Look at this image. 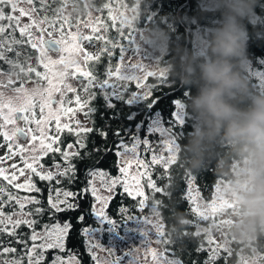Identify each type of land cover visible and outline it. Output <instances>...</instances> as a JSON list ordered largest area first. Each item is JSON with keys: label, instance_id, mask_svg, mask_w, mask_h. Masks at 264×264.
I'll use <instances>...</instances> for the list:
<instances>
[{"label": "snow or ice", "instance_id": "1", "mask_svg": "<svg viewBox=\"0 0 264 264\" xmlns=\"http://www.w3.org/2000/svg\"><path fill=\"white\" fill-rule=\"evenodd\" d=\"M37 0H0V60L5 61L11 66V71L5 73L0 71V135L3 136L7 143L8 151L4 157H0V165H3L5 160H13L14 156H19L20 163L13 162L7 168L0 166V179L7 182V185L17 190H26L29 193H41L42 189L34 182V177L40 181H55L56 184H61L62 179H67L72 183L77 178V165L74 163L77 159H83L81 150L86 148L88 134L93 131H98L99 134L106 139L107 132L103 130L89 127L91 123V114L96 111L91 107V100L95 99L97 93L92 89H99L108 108H114L115 102H122L125 105L139 106L144 104L147 112V123L141 120L135 123V131L130 129H117L114 135L118 138L115 144L116 155L121 157V166L119 172L121 175L112 177L109 173L101 169H88L86 187L82 192H72L61 187L50 188L47 198L48 207L44 208L41 199L35 195L19 196L12 192L8 186H0V234L7 233L8 236L14 238L17 243L23 245L24 254L27 256L28 264H43L45 260V251L49 249H59L65 251V238L67 237L71 224L69 222L45 223L39 230L37 225L40 224V217L45 212L49 213V219L53 220L56 213L78 207L77 204L71 203L69 198L75 200L81 195H87L89 192L94 197L92 215L100 222L110 226L109 231H115L120 223L109 217L105 209L108 202L112 199L111 193L117 185L122 184L124 191L133 199L140 197L139 208L141 211L148 207L149 197L145 195L144 185L140 179L133 175L134 184L130 185L127 177L131 175L129 167L132 163L128 159L129 154H133L136 159L137 168L143 166L148 167L139 159V149L141 146L148 150L150 137L153 134L159 133L161 138L165 136L172 137L167 143L170 145L168 151L173 153L168 157L158 156L153 153L152 164H162L165 169L168 165L176 160L175 152L179 146L176 144V133L174 129L177 126H182L185 118L184 105L179 101H173L175 110L171 112L170 118L165 122L162 120V112L159 115L156 112L153 114L152 109L158 103L159 98L150 99L153 92L149 85L143 84L142 80L147 76L154 75L153 72L147 71L144 76L136 75V70L144 71L145 66L140 62H132V58L126 59V54L130 51L134 32H129L125 35L123 29L125 26L132 27L131 21L126 18H120L121 27L117 29L120 37H109L107 35V26L92 27V34L85 35L77 27L76 31H71L73 25L67 17L62 16L61 9H56L58 19H62L59 28L56 27L57 19H49L47 15L41 17L39 13L43 10L45 13L49 10L47 0H38L40 8L36 7ZM27 4L29 7L21 6ZM107 7V5H105ZM138 7V5H137ZM136 11V8L133 9ZM24 17L28 18L27 23H22ZM99 19V18H97ZM136 19L135 16L132 17ZM116 18L113 17L115 23ZM6 22V23H5ZM65 25L69 31L63 32ZM88 25H85L87 27ZM103 29V34L101 33ZM51 29V31H49ZM19 32L21 39H17L16 32ZM56 33H59V38H53ZM47 37V38H46ZM95 41L102 42V46L96 53L88 52L82 47V41H88L91 44ZM126 40L127 44L122 43ZM69 44L71 48H69ZM29 45L35 49L39 55L37 60L42 64L45 72L37 71L36 67L28 64L25 68L24 64L31 59L30 56L25 58L24 63L20 62L19 57L21 52L17 51L14 46ZM119 48V60L113 66L111 59L115 55V49ZM15 52L16 59H10L6 53ZM107 54L109 64L104 72V78L101 79L95 71V63H99L101 56ZM55 54V56L53 55ZM135 55V54H134ZM90 61L95 63L89 64ZM59 66V67H57ZM114 67V70H113ZM56 68L57 71H53ZM19 69V71H16ZM73 69V71H69ZM35 73L37 80L33 81L32 88L25 87L28 80H31V74ZM164 73L161 72V76ZM13 76L16 77L13 80ZM73 77L80 82V88L88 93V99L84 100L79 95V91L68 78ZM5 77L7 81L5 82ZM81 77L83 79H81ZM115 77L113 80L112 78ZM19 81V87H12ZM41 81H46L44 86ZM86 81V82H85ZM135 82L137 89L141 91H129L128 83ZM5 90H9L12 95L7 94ZM74 93V101L79 107L75 110L71 107H65V103L71 104V100L66 101V93ZM56 94H59L57 97ZM39 106L40 118L35 116V108ZM56 105V107H54ZM45 109L47 114L45 115ZM86 109V111H85ZM6 110V111H5ZM83 112L85 120L81 121L77 118V112ZM61 113L68 115V121L65 122ZM136 111L130 112L126 119L135 121L137 117ZM20 121H23L21 126ZM54 121V129L50 126ZM35 123L36 127L31 125ZM11 127H8V126ZM46 125H49L46 127ZM67 131L75 136V142L67 144L66 147H61V135ZM145 132L144 136L140 133ZM54 133V134H53ZM23 140L26 143H21ZM128 141H131L129 143ZM53 154V164L51 168H46L42 159ZM59 154L60 161L55 159V154ZM143 174H141L142 176ZM23 177V182H18ZM96 181H99V187ZM193 181L190 179L189 184ZM148 189L152 190L151 214L157 217V221L149 220L147 216L137 218L128 216L125 221H136L135 231L140 236V241L136 245H131L129 251H125L123 256L118 257L114 261L99 259L93 248L106 250L109 255L115 253L116 248L102 246L96 241L97 238L93 234V230L88 226L82 229L84 235L90 236L89 252L92 254L96 264H121V261L126 257L129 258L127 264H136L137 253L149 245L145 249V256L151 254L155 264H182L179 259H168L164 253H159L150 247L151 233L145 225L151 223L155 229V242L157 244L171 245L174 243L170 238H165L166 233L163 231V224L158 222L160 212L158 211L162 201L155 199V194L164 193L165 189L157 186L152 180L151 175L148 177ZM101 189H105L109 195H102ZM198 190V189H197ZM54 193V194H53ZM6 197V199H5ZM185 198L190 204L195 205L191 208L193 213H197L203 219L208 217L199 211L196 205L195 198L192 195L191 188L186 191ZM220 206L223 204L222 197H218ZM215 204V201H214ZM63 205V207H61ZM18 206V207H17ZM35 206V207H29ZM5 208H10L11 211H5ZM27 209V210H26ZM216 209L213 208V211ZM126 211V210H125ZM85 217H78L80 222H83ZM21 226H26L30 230V234H21L17 230ZM31 241V246H29ZM212 241L209 240V244ZM2 253H16L17 249L13 247H3L0 242ZM217 248L213 249L206 264H211L212 259L217 256ZM23 257H14L11 260H4L3 264H22ZM52 264H80L77 256L69 250L67 257L57 255Z\"/></svg>", "mask_w": 264, "mask_h": 264}, {"label": "trees", "instance_id": "2", "mask_svg": "<svg viewBox=\"0 0 264 264\" xmlns=\"http://www.w3.org/2000/svg\"><path fill=\"white\" fill-rule=\"evenodd\" d=\"M110 1L111 3L113 1H121L127 8L138 5V9L143 14L144 22L139 19V15L138 22H135L136 27L141 30L144 29L147 32L157 30L167 34L168 50L167 53L160 54V68H164L166 63L172 61L175 56V49L178 47L184 48L189 53H196L195 40L197 37L203 36L206 39L210 31L217 27L221 20L219 11L202 8L201 2H204V0ZM108 2L109 0H47L50 6L49 10L46 13L42 10L39 15L41 17L47 15L50 20L57 19L56 27L59 28L60 23L63 21L62 19H58L56 9L63 11L67 7L74 5L76 7V13L82 16L93 11L100 10L101 13L105 12V5ZM36 7H41L38 0ZM147 14H152L154 19L148 21L146 18ZM103 19L106 21L105 17ZM243 24L246 30L245 58L247 62V67L243 71V75L248 79L249 87L253 92H264V0H258L255 8V17L251 21L244 20ZM106 26L109 37L119 38L117 28H112L109 22H106ZM15 36L17 39H21L18 31L15 33ZM91 44H94V46L99 44L97 50H90L91 53L98 52L102 46V42L95 40ZM91 44L88 43V45ZM14 47H16L17 51L21 52V56L19 57L21 63H24L27 56L33 59L37 55V51L29 45ZM6 54L10 59H16L15 52H8ZM119 55V48H117L115 49L114 57L111 59L113 66L118 62ZM93 63L95 62H89V64ZM28 64L29 61L24 64L25 68H27ZM108 64L109 58L106 53L101 56L99 63H95L96 74L101 79L104 78V72ZM0 70L11 71V66L5 61L0 60ZM16 71H19V69H16ZM258 74H261V76H258ZM31 77L32 79L36 78L35 73H32ZM145 82L153 92L150 99L159 98L158 103L152 109V113L154 114L156 112L159 115V111L162 112L163 121L166 122L170 118L171 112L175 110L173 101H179L184 105V122L182 126H177L174 129L177 134L175 140L179 149L175 152V162L168 165L167 169H165L162 164L151 163L152 155L155 153L158 156L168 157V147L170 145L167 141L172 139V137L165 136L161 138L160 134L156 133L149 138L150 144L147 151L144 146L140 147V157L148 165L142 179L145 195L149 197L148 207H145L141 211L139 208L140 197L133 199L124 190L120 188L115 189L112 199L108 202L105 209L110 218L120 223L113 232L118 235L125 233L128 225L132 222L125 221L128 216L142 218L150 213L154 194L152 190L148 189L147 184L148 177L151 175L152 180L157 186L165 189L164 193L155 194V199L162 201L158 211L160 212L164 226L163 231L166 233L165 238H170L174 241L173 244L164 245L163 248L169 258L179 259L182 264H206L215 248H217L219 254L212 259L211 264H235L240 254H251L252 250H255L260 255H264V226H254L246 219L245 215L244 219L253 234L251 238L241 239L229 237L225 245H219L212 239L210 228L217 222L218 217L216 216L220 212L213 214L211 209L219 201L218 197L221 196L222 186L227 183H237L236 181L242 177L243 170L241 168L242 162L232 147L223 141L213 144L205 151L199 166H194L189 155L182 151V146L187 142V137L194 129V119L191 116L190 110L187 109L186 104L188 98L195 94V86L181 84L178 80H173L169 77L167 73L160 77H149ZM92 91H95L97 96L91 100L90 106L95 108L96 111L91 114L92 122L89 125L95 129L107 132V137L105 139L98 131H93L88 134L86 148L81 150L83 159L74 161L78 169L77 178L74 182L69 183L67 179H62L61 184L58 185L55 181H40L38 178H33L34 182L42 189V192H28L26 196H37V198L41 199L44 208L48 207L47 198L50 188L61 187L72 192H82L87 185V180L89 179L87 172L90 168L104 170L112 177L120 175L119 167L121 166V160L116 155L115 144L118 138L114 135L115 131L118 128L121 130L130 129L131 131H135V123L141 120H145V124L147 123L148 117L145 115L147 109L144 104L129 107L122 102L116 101L114 108H108L100 90L92 89ZM82 92L85 93L84 91ZM85 99L87 100L88 98ZM132 111L138 112L136 120L128 121L126 117ZM140 135L144 136L145 132H141ZM61 140V147L63 148L69 143H74L75 136L65 131L61 135ZM128 142L131 143V141ZM52 157L53 154L49 153L48 156L42 159L41 163L45 166H50L53 164ZM55 159L60 161L58 153L55 154ZM190 179L193 181L191 185L189 184ZM0 183L2 186H8L12 192L16 193V190L7 185L6 181H0ZM189 187L195 198L196 205L199 207V211L206 215L208 217L207 219H203L200 215L191 211V208L195 205L190 204L185 198V193ZM69 201L77 204L78 207L74 210L69 209L61 213H56L53 220L49 219V213L47 212L39 218L40 224L37 225V230L45 223L58 221L61 224L64 222L71 224L70 231L65 238V251L61 252L57 249L46 250L43 264H50L57 255L63 256L64 253H69V250L78 257L80 264H93L90 255L86 251L84 234L82 233V229L85 226L91 225L93 198L88 193L87 195L77 197L75 200L70 197ZM5 211H10V208H5ZM230 211L237 216L243 214L239 206H234L226 212L228 213ZM81 215L85 217L83 222L78 220V217ZM108 228L110 226L106 227V229ZM231 229H233L232 226ZM17 231L21 234H30V230L26 226H21ZM106 238L107 232L105 231L103 240L105 241ZM209 240L212 241L211 244H209ZM0 242H2L3 247L17 249L15 256L25 255L23 245L17 243L7 233L0 234ZM30 244L31 241H29V246ZM22 264H28V262L23 258Z\"/></svg>", "mask_w": 264, "mask_h": 264}, {"label": "clouds", "instance_id": "3", "mask_svg": "<svg viewBox=\"0 0 264 264\" xmlns=\"http://www.w3.org/2000/svg\"><path fill=\"white\" fill-rule=\"evenodd\" d=\"M257 4L258 0H209L208 7L221 14L219 25L207 35L201 51L176 48L164 70L173 80L196 88L186 104L194 129L182 151L199 166L213 144L230 145L243 168L235 191L237 205L254 226H264V92H253L243 75V21L255 17ZM145 37L155 51L167 53L165 32L148 31Z\"/></svg>", "mask_w": 264, "mask_h": 264}, {"label": "rangeland", "instance_id": "4", "mask_svg": "<svg viewBox=\"0 0 264 264\" xmlns=\"http://www.w3.org/2000/svg\"><path fill=\"white\" fill-rule=\"evenodd\" d=\"M208 5H209V0H204V2H201L202 8H207V9L211 10L208 7ZM21 6H23L25 8L29 7V5H27V4H22ZM134 8H136L135 12L133 11ZM139 15H140V18H139ZM62 16L67 17L69 20H71V23L73 25L71 31L75 32L76 28L79 27L81 32L85 35L92 34V31H91L92 27H101L102 25H106V22H109V25L112 28L118 29L121 27L120 18L123 17V18L128 19L129 21H131L132 27L129 28L128 26H125L123 31H124L125 35H127L129 32H134L135 34L133 36L132 41H130L131 48H130V51L126 54V59L132 58V62L138 61L145 66L144 71L136 70L134 72V74L144 76L145 72H147V71H151L154 73V75H152V76H147L146 79L149 77H160L161 72H163L165 75L166 72H165L164 68L159 67L160 53L153 49V47L150 45V42L145 37V33L147 31H144V29L141 30V29L137 28L135 25V22H138V18L144 22L143 14L138 9L137 5H135L132 8H127L126 5H124V3L121 1H113V3H111V1L109 0L107 7L105 8V12L101 13L100 10L99 11H93V12L88 13L87 15H82V16H80L76 13V7H74V5H72L71 7H67L66 9H64L62 11ZM133 16L136 17L135 20L132 19ZM146 16H147L146 18L148 21L154 19L153 18L154 16L152 14H147ZM104 17H105L106 21L103 19ZM113 17L116 18L115 23L113 22ZM97 18H99V19H97ZM27 22H28V18L24 17L22 19V23H27ZM85 25H88V26L85 27ZM49 31H51V29H49ZM61 31H63V32L69 31V29L67 28V25H65L64 29H62ZM98 34H103L102 28H101V33H98ZM118 36L120 37V33H118ZM199 37H200L199 41L197 39L195 40V42H196V44H195L196 53L202 50L203 41L205 40V38L203 36H199ZM53 38H59V33H56ZM81 43H82V47H84V49L88 52H90L91 49L97 50V48L99 46V44H96V46H94V44L88 45V43H89L88 41H82ZM122 43L127 44V41L122 40ZM69 48H71L70 44H69ZM38 55H39V53L37 52L36 57L29 60V64H31V66H34L37 69H39L38 71H40L41 73H44L45 69H44L43 65L39 64V62L37 60ZM53 55L55 56V54H53ZM57 67H59V66H57ZM113 70H114V68H113ZM53 71L55 72V71H57V69L54 68ZM69 71L71 72V71H73V69H69ZM3 72L7 73L9 71H3ZM256 74H257V72H256ZM258 76H261V74H258ZM12 78H13V80L16 79L15 76H13ZM4 79L6 82L7 77H5ZM81 79H83V78L81 77ZM112 79L114 80L115 77H113ZM146 79L142 80L143 84H147L145 82ZM35 80H37V78H33L31 80H28L25 84V87L32 88L34 86L33 81H35ZM68 80L70 83L73 84L74 87H76L78 89L79 95L81 96V98L86 100L85 98H88V94L86 92L85 93L82 92L83 89L80 88V82L71 76L68 78ZM41 83L44 86H46V84H47L46 81H41ZM12 87H19V81H17L14 85H12ZM128 89L130 92L142 90V89L136 88L134 81L128 83ZM5 91L7 92V94L12 95V93L9 90H5ZM56 95H57V97L59 96V94H56ZM74 95L75 94L71 93V92L66 93V101L71 100L72 103L71 104L65 103V107H71V108L74 107L73 110H75L79 107V105H77L74 101ZM54 107H56V105H54ZM34 111H35L36 118L39 119L40 118V109H39L38 105L36 106ZM85 111H86V109H85ZM46 114H47V109H45V115ZM76 116L81 121L85 120V116H84L82 111L77 112ZM61 117L65 122L68 121V115L61 113ZM0 122H2V121H0ZM20 124H21V126H23V121H20ZM48 126L49 125H46V127H48ZM50 126L54 129V127H55L54 121L51 122ZM88 126L90 127L89 124H88ZM8 127H11V126L9 125ZM31 127L35 128L36 127L35 123H33L31 125ZM20 142L26 143L23 140H21ZM7 143L8 142H6L4 140L3 136L0 135V157H4L5 154L7 153V151H8ZM168 149H169V147H168ZM171 154H173V153L169 152V155H171ZM119 159L121 160V157H119ZM128 159H130L132 161V163L129 167V172L131 173V175H129L127 177L129 184L130 185L134 184V181L132 180L133 175L137 176L140 179V182L143 184L142 179H143V176L145 175L147 168H145L143 166L137 168L136 159H135L133 154H129ZM139 159L141 161H143L140 157V154H139ZM13 162H16L19 164L20 163L19 156H14L13 160H7L6 159L4 164L0 165V166L7 168L8 165H10ZM51 166H52V164L50 166H45V167L51 168ZM241 168H242V166H241ZM242 170H243V168H242ZM119 174H120V172H119ZM141 174H143V175L141 176ZM241 178H240V180L236 181L237 183H234V184L227 183V184L222 186L220 197H222V199H223V204L220 206V201H218V202H216V204L211 209V212L213 214H218L220 212L216 216V217H218L217 222L214 223L210 228L212 239L215 242H217L219 245H225L228 242L229 237L247 239V238H251L253 236L252 232L250 231L248 223L244 219V214L237 216V215H234V213H232L231 211L228 213L226 212L228 209H230L234 206H238L236 199H235V191L237 189V186L241 182ZM0 181H3V180L0 179ZM18 182L22 183L23 177H21ZM96 183H97V186L99 187V181H96ZM0 186H2L1 183H0ZM117 188L124 190L122 184L117 185L115 187V189H117ZM115 189H114V191H115ZM15 190H16V194H18L21 197L26 196V193H28V191L23 190V189H21V190L15 189ZM100 191H101L102 195H109V193L105 189H101ZM114 191L111 193L112 196L114 194ZM22 192H25V193H22ZM144 192H145V190H144ZM92 198H93V203H92L91 211L93 208V204L96 203L93 196H92ZM213 208H215L216 210L213 211ZM10 211H11V209H10ZM146 216L149 218V220H151L153 222L157 221V217L153 216L151 214V211ZM91 218H92L91 219V225L88 227L93 230V234L96 236V238L98 240L96 242L97 243L99 242L102 246H105V247L116 248L115 253L112 255H109V252L106 250H101L100 248H93L92 252H95L96 256L101 260L114 261L118 257L123 256L125 251H129L131 245H136L140 241V236L135 231L136 221H132L128 225L124 234L118 235V234H115L113 231H109V228L106 229V227L109 226L106 223L100 222L93 215L91 216ZM158 222L163 224L160 216L158 218ZM53 223H55V222H53ZM231 226L233 227V229H231ZM145 227L147 229H149L150 233H151L150 247L152 249H154L157 252V254L164 253V255L168 259H171L164 252V250H163L164 245L163 244H157L155 242V229L152 227V224L149 223V224L145 225ZM105 231L107 232V238L104 241L103 237H104ZM90 236H91V234H89L87 236L84 235L85 247H86L87 253L90 255V257L92 259L93 264H96V261L93 259L92 254L89 252ZM30 246H31V244H30ZM148 246L149 245H145L144 248H141V250L137 253L136 264H155V262L152 260L151 254H148L147 256H145V249ZM50 250H53V249H50ZM57 250H59V249H57ZM67 255H68V253H64V255L61 257L66 258ZM14 257H23L26 260V262H28L26 255L15 256V253L4 254V253H2V248H0V264H3L4 260H6V259L11 260ZM77 259H78V257H77ZM128 259L129 258H127V257L125 259H123L121 261V264H127ZM50 264H52V262ZM235 264H264V255H260L255 250H252L251 254H240Z\"/></svg>", "mask_w": 264, "mask_h": 264}]
</instances>
